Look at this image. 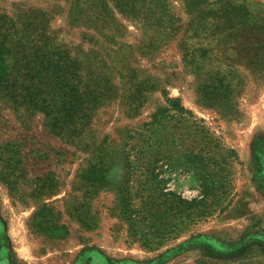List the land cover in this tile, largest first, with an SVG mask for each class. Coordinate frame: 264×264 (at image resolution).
I'll list each match as a JSON object with an SVG mask.
<instances>
[{
	"label": "rangeland",
	"instance_id": "374dc122",
	"mask_svg": "<svg viewBox=\"0 0 264 264\" xmlns=\"http://www.w3.org/2000/svg\"><path fill=\"white\" fill-rule=\"evenodd\" d=\"M33 13L80 115L0 98V264H264V0H0Z\"/></svg>",
	"mask_w": 264,
	"mask_h": 264
},
{
	"label": "trees",
	"instance_id": "16d2710c",
	"mask_svg": "<svg viewBox=\"0 0 264 264\" xmlns=\"http://www.w3.org/2000/svg\"><path fill=\"white\" fill-rule=\"evenodd\" d=\"M149 1L159 5L166 2ZM182 1L191 8H198L213 4L214 0ZM121 4L126 6L125 1ZM40 16L24 15L17 22L0 17V98L14 110L45 114L53 131L70 138L77 133L80 115L78 67L67 52L60 51L54 34L48 32L45 19ZM172 103L175 108L184 110L177 100ZM8 176L1 174L0 180L10 187L13 181ZM239 251L214 264H235L240 258Z\"/></svg>",
	"mask_w": 264,
	"mask_h": 264
}]
</instances>
